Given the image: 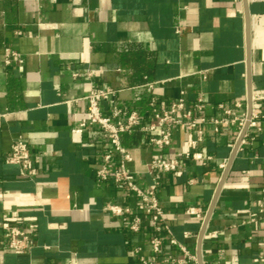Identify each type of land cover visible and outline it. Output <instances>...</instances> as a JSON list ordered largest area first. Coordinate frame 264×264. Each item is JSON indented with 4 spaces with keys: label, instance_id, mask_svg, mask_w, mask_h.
Masks as SVG:
<instances>
[{
    "label": "crops",
    "instance_id": "1",
    "mask_svg": "<svg viewBox=\"0 0 264 264\" xmlns=\"http://www.w3.org/2000/svg\"><path fill=\"white\" fill-rule=\"evenodd\" d=\"M5 49L21 63L6 66ZM92 87L115 91L114 104L144 124L152 98H183L192 109L202 97L205 107L193 115L208 120L224 110L248 116L249 107L259 114L244 136L236 125L215 132L202 124L195 150L210 157L205 165L184 158L195 136L184 126L171 128L162 150L138 128L122 136L127 169L143 191L151 159L181 161V176L158 174L156 197L170 235L195 258L186 264L252 263L264 248V0H0V264H159L183 256L128 188L96 180L98 156L110 148L105 134L97 126L71 131L86 117ZM16 140L29 148L27 177L6 162ZM110 204L130 213L114 216ZM188 207L203 218L186 215ZM134 216L137 233L128 229ZM10 228L28 232L32 247L8 249Z\"/></svg>",
    "mask_w": 264,
    "mask_h": 264
},
{
    "label": "built area",
    "instance_id": "2",
    "mask_svg": "<svg viewBox=\"0 0 264 264\" xmlns=\"http://www.w3.org/2000/svg\"><path fill=\"white\" fill-rule=\"evenodd\" d=\"M13 62L21 63L20 56L8 49L4 50L3 63L6 66ZM152 84H148L151 88ZM115 91L109 88H90L88 93L83 97L87 103L86 117L79 122L71 131L79 133L87 127L97 126L103 132L108 140L110 148L102 153L99 158V167L96 170L95 178L98 181L112 180L116 185L128 188L137 198V210L146 214L150 222L154 224L157 232L164 231L169 236L170 244L177 242L170 235L168 227L164 224V213L158 203L156 191L159 185L158 174L170 173L176 177L182 175V164L178 159H166L160 156L150 160L147 166V173L151 178V183L147 190L143 191L137 187L132 173L127 169L128 163L132 158L128 149L122 143V136L129 134L135 129L148 134V143L157 150H162L171 143L172 132L174 126H184L195 133L194 138L190 141L191 152H187L185 159H191L205 165L209 160V156L203 155L195 150L196 146L202 139L203 131L200 128L202 124L210 123L214 126V131L218 130V125H236L238 134L241 135L246 124L247 127H257V119L259 114L251 111L249 117L242 115L236 116L230 110H224L225 116L221 118H211L210 120L194 116L193 113H199L205 107V100L202 97L197 98L192 109L185 107L183 98H178L168 104H158L155 99H151L149 107L152 119L147 124L142 123L139 114L135 110H128L114 104L113 96ZM254 97L252 96V101ZM107 103V113L103 112L101 104ZM238 105V104H236ZM245 133H243V136ZM7 163L15 164L19 167V174L27 177L31 173V155L27 144L22 140H16L10 146V153L6 160ZM226 162L223 161L218 168L223 170ZM192 181L190 180L189 183ZM106 211L114 216L129 214L130 209L127 207L110 204L107 205ZM262 211L261 209L259 210ZM186 215L201 220L202 213L196 207H188L185 211ZM128 229L132 233L140 230V217L131 218ZM5 236L8 238L7 248L13 251L22 252L32 247L30 234L22 229L10 228ZM185 237L189 233H184ZM151 251L157 253L160 251L161 240L153 236L149 240ZM181 249L183 256L181 258L168 257L159 264H186L195 262L194 256L190 255L186 248L177 244ZM227 264H239L236 258H233ZM250 264H264V248L261 249L259 256Z\"/></svg>",
    "mask_w": 264,
    "mask_h": 264
},
{
    "label": "water",
    "instance_id": "3",
    "mask_svg": "<svg viewBox=\"0 0 264 264\" xmlns=\"http://www.w3.org/2000/svg\"><path fill=\"white\" fill-rule=\"evenodd\" d=\"M251 103V102H250ZM250 112H251V108L249 107V113H248V116H247V118L249 117V114H250ZM247 125V124H246ZM246 127V126H245ZM245 130V129H244ZM243 130V131H244ZM242 134H243V132H242ZM223 178H224V176L222 177V180L221 181H223Z\"/></svg>",
    "mask_w": 264,
    "mask_h": 264
}]
</instances>
